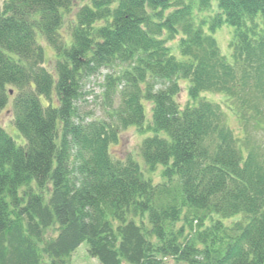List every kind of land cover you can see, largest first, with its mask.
<instances>
[{
  "label": "trees",
  "instance_id": "1",
  "mask_svg": "<svg viewBox=\"0 0 264 264\" xmlns=\"http://www.w3.org/2000/svg\"><path fill=\"white\" fill-rule=\"evenodd\" d=\"M76 4L0 0V264H264V0ZM129 127L158 183L111 155Z\"/></svg>",
  "mask_w": 264,
  "mask_h": 264
},
{
  "label": "rangeland",
  "instance_id": "2",
  "mask_svg": "<svg viewBox=\"0 0 264 264\" xmlns=\"http://www.w3.org/2000/svg\"><path fill=\"white\" fill-rule=\"evenodd\" d=\"M86 1L88 0H77L76 6L79 7L83 5V3ZM77 10H78L77 8L74 10V14L76 13ZM67 29H68V21L65 24L64 33H69V30L67 32ZM228 29L229 30L225 29L223 31L216 33L215 38L222 52L224 54H227V56L229 57V54H230L229 53V41L231 37H233L234 30L233 28H228ZM47 60L49 61L48 67L52 69L53 62H54V54L51 49H48ZM100 82H102V79H100L99 81H95L94 83H91L90 87L88 88V90H90V92L93 93L92 95L93 97L92 98L89 97L88 99L89 102L99 100L100 94L103 91V89L99 87ZM182 84L183 86H186L185 83H182ZM186 89H187L186 87L183 88L182 94L179 97L182 105L186 102L188 98ZM13 95H14V92L12 96ZM208 97L210 100L218 102L223 106V109L226 111L228 125L235 132L237 133L240 132L241 129L243 128L242 123L235 115V112L227 109L231 105V103H229V101H226L225 97H223L222 95L213 94V95H208ZM90 107L93 108L94 110L97 108V107H94L93 105H91ZM146 114H147L146 120L149 121V119L151 118L149 105H147ZM0 126L6 130V132L16 141L18 145H22L24 143V138L22 137L20 132L17 130V128L13 124V114H12L10 106H7L4 110L0 111ZM250 128L252 129V135L258 138V143H261L263 145L264 144V123L262 124L261 129H253V122H252L250 124ZM151 136H152V133H149V132L142 133L135 127H129L123 130L121 132L119 140L110 146V152H111V155L116 159L126 161L132 158L140 162V164L143 167L144 173L146 174V177L151 178L155 183H158L159 181H161L160 180L161 179V169L157 168L155 171L149 172L144 164V161L141 155V145H142L143 140ZM70 264H99V262L89 255L87 243H84L78 248L77 252H75L72 255Z\"/></svg>",
  "mask_w": 264,
  "mask_h": 264
}]
</instances>
